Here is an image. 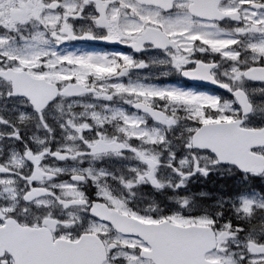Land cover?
Returning a JSON list of instances; mask_svg holds the SVG:
<instances>
[{
	"label": "snow or ice",
	"instance_id": "1",
	"mask_svg": "<svg viewBox=\"0 0 264 264\" xmlns=\"http://www.w3.org/2000/svg\"><path fill=\"white\" fill-rule=\"evenodd\" d=\"M0 264H264V0H0Z\"/></svg>",
	"mask_w": 264,
	"mask_h": 264
}]
</instances>
